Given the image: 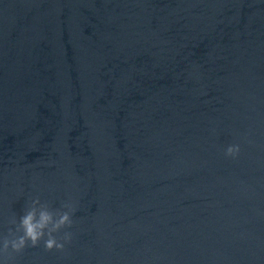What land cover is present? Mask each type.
Returning a JSON list of instances; mask_svg holds the SVG:
<instances>
[{
	"label": "water",
	"instance_id": "obj_1",
	"mask_svg": "<svg viewBox=\"0 0 264 264\" xmlns=\"http://www.w3.org/2000/svg\"><path fill=\"white\" fill-rule=\"evenodd\" d=\"M263 181L264 0H0V249L75 208L0 264H183Z\"/></svg>",
	"mask_w": 264,
	"mask_h": 264
},
{
	"label": "clouds",
	"instance_id": "obj_2",
	"mask_svg": "<svg viewBox=\"0 0 264 264\" xmlns=\"http://www.w3.org/2000/svg\"><path fill=\"white\" fill-rule=\"evenodd\" d=\"M240 151L239 144H230L225 150V156L235 159ZM62 207L65 210L53 211L47 203H41L39 198L32 200L30 206L20 216L16 229L22 234L11 240L5 238L0 251L7 254L10 247L13 252L21 253L28 247L39 246L41 241L46 251H64L66 244L71 242L72 233L63 231V235L59 238L56 234L72 227L75 208L68 203L63 204Z\"/></svg>",
	"mask_w": 264,
	"mask_h": 264
}]
</instances>
